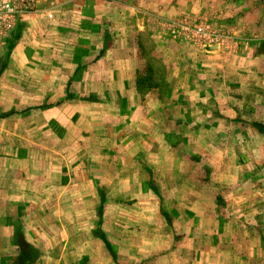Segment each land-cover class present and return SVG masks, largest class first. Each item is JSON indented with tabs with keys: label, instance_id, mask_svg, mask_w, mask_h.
Masks as SVG:
<instances>
[{
	"label": "rangeland",
	"instance_id": "374dc122",
	"mask_svg": "<svg viewBox=\"0 0 264 264\" xmlns=\"http://www.w3.org/2000/svg\"><path fill=\"white\" fill-rule=\"evenodd\" d=\"M28 1L0 46V220L77 153L83 195L23 211L64 251L45 264H264V0Z\"/></svg>",
	"mask_w": 264,
	"mask_h": 264
},
{
	"label": "crops",
	"instance_id": "0c3cea01",
	"mask_svg": "<svg viewBox=\"0 0 264 264\" xmlns=\"http://www.w3.org/2000/svg\"><path fill=\"white\" fill-rule=\"evenodd\" d=\"M11 32L7 36L8 38L11 36ZM5 40H7V38L0 39V46L4 45ZM65 130L68 133H71V136L73 135V137L69 139V142L66 143V144H71L76 137L74 135L77 132V122L75 124L74 121H68L65 126ZM61 159L64 162H62L59 175H53L52 172H50V174L43 172L41 174H36L34 178L32 177L33 179H31V184L29 186H24L23 184H21V186L12 185L10 188L7 189L6 196H7V200L9 201L7 205L13 204V206H18V207L14 209L15 210L13 214L14 220H12L9 224H4L2 220H0V264H5V260L9 259L8 257L13 259L19 253L14 244L16 238L15 229L17 226L21 228L20 232L24 240L29 245H31L33 249H35L36 252L38 253L37 257L33 260L32 264H45V262L47 260H50L51 257H53L54 261L56 260L57 263L58 260L61 261L60 258H64L63 256L64 251L63 252L61 251V256L58 257L55 256V254L47 253L42 249L39 252L38 248L40 247L39 246L40 243H44V240H41L40 237L41 235H43V233H40L42 231V229L39 227L40 224L39 223L37 224L34 219L31 221L30 224H28V221L26 222V216H24L23 213V211L26 210V208L31 209V216H32L34 214V210L32 206H41L42 203H45V200L49 198L52 199L56 198L57 204L60 205L62 201H66L68 198L70 199V196L78 197L83 195L84 193L83 187L85 180V175L83 172L84 171L83 161L78 158L77 153L74 156L61 155ZM71 159H73L72 162H70ZM144 174H145L144 170L138 171L137 175L133 180V185L135 186L136 192L137 191L141 192L140 189L142 188V185L146 179V176ZM25 195L26 196L28 195L29 197L26 198ZM12 198L14 201L15 200L16 201L12 202L11 201ZM17 202L18 204H16ZM22 207H24L23 210ZM18 212H21V214H19ZM17 219H19V221ZM32 224H36L37 227H39V229H35L36 233L33 234L29 232V229L32 228ZM57 239H58L57 236L52 235L51 237L46 239V242L49 241V242L57 243L58 242ZM68 241L69 240L67 237L63 239L64 246H67ZM7 246L8 249L11 248V252H9V254L7 252H4V249Z\"/></svg>",
	"mask_w": 264,
	"mask_h": 264
},
{
	"label": "built area",
	"instance_id": "2783aa9c",
	"mask_svg": "<svg viewBox=\"0 0 264 264\" xmlns=\"http://www.w3.org/2000/svg\"><path fill=\"white\" fill-rule=\"evenodd\" d=\"M33 6L28 0H0V39H5L17 21L31 13ZM49 18L52 15H48Z\"/></svg>",
	"mask_w": 264,
	"mask_h": 264
},
{
	"label": "trees",
	"instance_id": "16d2710c",
	"mask_svg": "<svg viewBox=\"0 0 264 264\" xmlns=\"http://www.w3.org/2000/svg\"><path fill=\"white\" fill-rule=\"evenodd\" d=\"M19 227L17 226L15 229V246L16 249L18 250V255L11 259V262L9 261L10 264H32L33 260L35 259V256H33V247L29 245L24 238L21 235L20 230L18 229Z\"/></svg>",
	"mask_w": 264,
	"mask_h": 264
}]
</instances>
